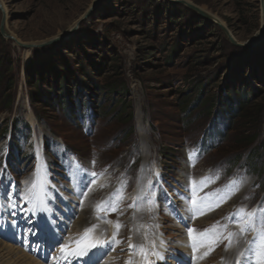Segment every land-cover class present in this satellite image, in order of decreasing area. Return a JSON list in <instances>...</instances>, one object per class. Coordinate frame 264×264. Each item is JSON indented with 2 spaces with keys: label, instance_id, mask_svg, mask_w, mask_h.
I'll use <instances>...</instances> for the list:
<instances>
[{
  "label": "rangeland",
  "instance_id": "rangeland-1",
  "mask_svg": "<svg viewBox=\"0 0 264 264\" xmlns=\"http://www.w3.org/2000/svg\"><path fill=\"white\" fill-rule=\"evenodd\" d=\"M184 1L217 19L229 36L170 0H0V264H24L28 259L57 264L61 245L93 226L80 217L87 209L96 220L95 237L111 241L119 222L116 239L121 243L115 250L98 248L96 258L87 263L78 258L71 264H125L129 259L143 264L139 256L129 255L128 246L151 248L152 242L163 257H150L153 264H194L185 224L203 231L216 222L227 225L225 235L236 233L232 246L226 250L225 240L195 264H236L241 252L242 264H252L248 249L253 234L240 235L227 218L243 206L257 210L259 220V210L264 209V144L255 153L240 144L254 130L231 117L238 105L233 96L225 107L219 105L223 115L216 119H209L205 108L207 99L216 100L223 89V97L245 90L252 103L246 109L254 113V105L262 107L255 144L264 138L260 0ZM1 24L10 38L2 35ZM229 37L251 46L236 47ZM60 73L89 90L73 94L69 85L62 99L68 103L67 112L61 103L52 102L54 96L50 104L43 99L31 103L29 90H48L45 76ZM29 76L37 80L34 87L26 81ZM109 85L116 90L113 94ZM200 86L202 93L196 90ZM99 95L129 106L122 113L124 118L132 113L133 130L128 132L123 117L113 116L117 110H103V118L90 114L87 107L95 105ZM199 97L204 100L201 106ZM186 105L192 106L183 117ZM237 155L240 158L234 159ZM40 166L46 170L47 183L41 184L46 207L42 214L36 210L29 216L38 206ZM217 176L199 195L207 197L206 203L226 199L212 218H191L190 181ZM33 181L36 186L29 193ZM231 181L239 182L234 194L236 185L226 187ZM117 189H122L123 199ZM114 198L120 200L116 212L97 213L98 204ZM148 199L155 200L151 211ZM134 202L136 206L129 207ZM9 249L24 251L26 258L10 262ZM205 251L207 247L200 248L197 257ZM43 252L45 258L39 255ZM223 253L233 256L225 260Z\"/></svg>",
  "mask_w": 264,
  "mask_h": 264
},
{
  "label": "snow or ice",
  "instance_id": "snow-or-ice-1",
  "mask_svg": "<svg viewBox=\"0 0 264 264\" xmlns=\"http://www.w3.org/2000/svg\"><path fill=\"white\" fill-rule=\"evenodd\" d=\"M195 153L189 154V159L191 160L193 155ZM96 173H92L93 178L96 177ZM219 177H204L201 179V181L197 182L195 180L190 181L191 184V200L188 201L190 207L189 211L191 212V218L195 219L198 216L205 215L204 208L207 207L209 210H213L215 207L219 206L220 202H223L226 198H221L219 201H217L216 204H206L207 197H198L197 193L202 190L203 187H206L208 183L215 182V179H218ZM90 183H95V179H93ZM199 184V187L197 186ZM231 185H236L234 189H232V194L235 193V191L239 190V182L238 181H231L230 185L226 187H231ZM36 186V182H32V186L29 189V193H31ZM117 194L120 199H123V193L122 189H117ZM84 195H87V193H84ZM141 201H143V198H137ZM187 199V198H185ZM247 199V197H246ZM26 202H29L28 199H26ZM120 200L119 199H113L109 201H104L101 204H98L96 206L97 213L103 211L107 213L116 212L118 210ZM83 203V201H81ZM146 203L149 206V211L152 210V206L155 204V200L148 199ZM136 204L129 205V207H135ZM260 217L259 220H257V210H251L248 211L243 206L237 209L236 213H234L232 216L228 217L230 221H233L236 223V225L240 229V235H246L249 232L253 234V239L249 241V249L252 253V264H264V209H260ZM98 219H102V217L98 216ZM235 218V219H234ZM108 222V221H105ZM122 227V225L117 222L114 224V228L116 231H114L112 240L111 241H102L95 237V229L96 226L93 225L92 227L86 228L84 232L76 239H70L65 244L61 245L60 247V254L58 257H56L57 264L61 260L64 261V264H71L73 259H78L80 257H84L88 255V253L94 249V248H102L105 245L110 247L112 250H115V247L121 243V241L117 240L116 237L119 234V229ZM147 228V226H142ZM158 227V225H157ZM185 227L187 229V235L189 238V246L192 248L193 252V262L195 264V261L197 259H204L208 255L211 254L215 250V248L219 245V243L223 241H227L226 244V250L232 246L233 239L236 236V233L233 232H227L225 235L227 225L221 226L219 222H216L213 224L209 229H205L203 231H199L197 229H191L187 228V225L185 224ZM131 239V238H130ZM147 239V236L145 237ZM155 243L152 242L151 248L145 247L143 245L137 246L134 244H129L128 250L130 256H139L141 260L143 261V264H153V261L150 259V257H156V259H163V257L160 255L159 252L155 250ZM207 247V251L203 253L202 256L197 257L196 253L199 251L200 248ZM246 250V251H248ZM245 259V253L241 252L237 258L236 264H242V261ZM125 264H134V261L132 259H129L125 262Z\"/></svg>",
  "mask_w": 264,
  "mask_h": 264
},
{
  "label": "trees",
  "instance_id": "trees-1",
  "mask_svg": "<svg viewBox=\"0 0 264 264\" xmlns=\"http://www.w3.org/2000/svg\"><path fill=\"white\" fill-rule=\"evenodd\" d=\"M66 73H69L68 71H66ZM240 82H242L243 80H241L239 78ZM249 80H251L250 77H248L246 79V82H248ZM26 81L27 83L31 82V86H35L36 84V79L35 78H31L30 76L27 78L26 77ZM70 80L62 74H58L57 76L53 77V78H49V76L46 78L45 76V81L44 83L48 85V90L46 91H41L42 93H40L39 91L38 92H35L34 89L32 90H29V99H30V102L33 103L34 100L36 99H43V100H47L48 104H50V102L48 100L51 99L50 96H54V99L52 100V102L58 104V103H61V110H64L65 112L68 111V103L63 101V96H67L69 94V85L72 86V92L73 94L75 93H78L80 95L81 92H85L88 91L89 89H87L86 87H84V84H82V82L80 80H77V79H74V80ZM70 83V84H69ZM110 87H112L111 89V94H113L114 91H116L114 89V86L113 85H109ZM229 87V86H228ZM203 87H196V90H199V93H202L203 90H202ZM227 88V87H226ZM58 91L59 93H56V91ZM225 90L227 89H223L221 92H225ZM239 91V92H238ZM67 92V93H66ZM90 92V91H89ZM238 92V93H237ZM222 93L219 94V96L222 95ZM241 93V94H240ZM108 94V93H107ZM48 95V96H47ZM233 96V98L231 100H236L238 105H237V108L235 109V113L233 115H231V117L233 116L235 118V121L239 119H241V121L245 124V125H252V128L254 130L253 133H249V135H246V137H244V141L240 144H245L246 148H250L251 151L253 153L256 152V150L262 148L263 144H264V138L262 139V141L258 144H255L257 141H258V138H259V135L257 132H255L258 128V125L260 124V110L262 109L261 105L260 104H257V105H254L257 106L256 109H255V112H250L248 111V109H246V107L249 105L250 103V96L246 93L245 90H243V92L241 90H238L236 89V92H231V93H226L224 94V97L223 95L221 97L217 96L216 97V100H213V98H209L207 99L208 101V106L205 108L206 110V113H207V117H209V119H216L215 116H219L220 115H223V112H221V110L218 109L219 105L223 107H225L226 105H224L225 103H228L230 102L229 101V97ZM238 95V96H237ZM99 95V98L97 100V102L95 103V105H91L90 107H87V109H90V114L93 115V114H96L97 112V118H103L105 115H107V113H102V111H107V112H110L112 111L113 109L114 110H117V111H114L113 112V116H115L116 119L120 120L121 117H123V119L126 120V123L129 124V128H128V132H130L131 130H133V127H132V118H133V115L131 112H128L126 115H125V118L123 116L124 112L127 108H129V106H123V102L120 101L117 99V98H112L111 99H107V98H103V96ZM228 99V100H227ZM206 100V99H205ZM8 102V101H7ZM51 102V103H52ZM197 103L199 102V104L197 106H201L202 103L204 102V100L201 99V97H199L196 101ZM87 103L89 104V101H87ZM106 103L107 106H106ZM44 104V103H43ZM113 104V105H112ZM252 104V103H250ZM111 105L113 107H111ZM194 105V104H193ZM196 105V103H195ZM192 106V105H191ZM190 105H186L185 107L181 108L182 109V113L184 114L183 117H186L188 116L189 114V111H190ZM60 107V106H58ZM217 109L219 111H217ZM213 111V112H212ZM224 111H226V109L224 108ZM212 112V114H210ZM237 116V117H236ZM69 117H71V114H69ZM121 119V120H123ZM230 119V117L228 118ZM76 121H78L76 118H75ZM211 128H207V130L203 133L204 134V137H206V135L210 132ZM214 131V129H213ZM212 131V132H213ZM244 131V130H242ZM126 133V132H125ZM243 133V132H242ZM241 134V133H240ZM248 134V133H247ZM225 135V132H222V137H224ZM255 144V145H254ZM239 159L240 158V155H237L235 156L234 159Z\"/></svg>",
  "mask_w": 264,
  "mask_h": 264
},
{
  "label": "bare ground",
  "instance_id": "bare-ground-1",
  "mask_svg": "<svg viewBox=\"0 0 264 264\" xmlns=\"http://www.w3.org/2000/svg\"><path fill=\"white\" fill-rule=\"evenodd\" d=\"M259 36H260V33L256 36V40L259 38ZM75 170H78V169H76V168H74ZM37 182H38V190H37V197H36V202H37V204H38V206H34V208H35V210H34V212L30 209L29 211H28V215L29 216H32V215H34L35 214V211L36 210H38L41 214L43 213V210L45 209V207H46V202L44 201L45 200V189H43V186L41 185L42 183H44V182H46L47 183V181H46V170H45V168L44 167H41L40 166V168H39V172H38V175H37ZM188 192H189V194L191 195V188H189V190H188ZM200 193L198 192L197 193V195H198V197H200V195H199ZM115 196H117V195H115ZM216 201H219V199L218 200H216ZM139 204H141V202L140 201H137ZM206 204H215V203H213V202H209V203H206ZM219 207V206H218ZM218 207H215L213 210H209L207 207H205L204 208V211H205V215H202V218H200V221H204V219H208V218H212L213 216H214V214H215V212L217 211V209H218ZM246 209V208H245ZM130 210H128V211H124L123 212V214L126 216V215H130V213H128ZM251 211V210H250ZM91 214V212H90V209H87V210H84L83 212H82V214L80 215V217H81V219L83 218V222L84 223H87V224H91V225H94L95 224V219H94V216L93 215H90ZM141 215H143V213H142V211H141V213H138V214H136V216H135V218L136 219H140V216ZM124 216V217H125ZM130 218H132V214H131V216H130ZM235 219V218H234ZM232 222H234V220L232 221ZM235 223V222H234ZM236 224V223H235ZM112 234H113V232H112ZM61 237H63V235H61ZM31 240V239H30ZM25 241H29V240H25ZM188 243H190V242H188ZM26 244H27V242H26ZM3 248V247H2ZM2 248H1V250H2ZM4 249V248H3ZM11 249H9L8 251H6L7 252V257L9 256V260H10V262L11 261H18L19 263H21L20 261H22V260H24L25 258H26V254H25V252L23 251V252H21L20 254H19V252H16V251H11V252H9ZM47 253L46 252H43V254H40L39 253V255L41 256V257H46L45 255H46ZM224 255H223V258L225 259V260H227V259H230V257H232L233 256V254L232 253H223ZM98 255V248L97 249H92L89 253H88V255H86V256H84V257H80V258H84V262L85 263H87V262H89L90 260H94L95 258H96V256ZM12 259V260H11ZM28 259V258H27ZM160 261H162V259L160 260ZM62 264H64V261L62 260ZM7 264H9V263H7ZM22 264V263H21ZM24 264H37V262H35L34 260H32V259H28V262L25 260L24 261ZM226 264H228L227 262H226Z\"/></svg>",
  "mask_w": 264,
  "mask_h": 264
},
{
  "label": "water",
  "instance_id": "water-1",
  "mask_svg": "<svg viewBox=\"0 0 264 264\" xmlns=\"http://www.w3.org/2000/svg\"><path fill=\"white\" fill-rule=\"evenodd\" d=\"M171 2H177L180 3L184 6H186L187 8L193 10L197 15H199L201 18L218 25V27H220V29L224 32V34H226V36H229L228 31L223 27V25L214 17L210 16L209 14H207L205 11L201 10L200 8L190 4L189 2H186L184 0H170ZM260 5H261V11H262V17H263V26H264V0H260ZM1 33L2 35H4L7 38H10V36L5 35L4 31H2V24H1ZM229 40L231 41L232 45L236 46V47H241V48H248L251 46V44H237L236 42H233L231 37H229ZM257 41V40H256ZM255 41V42H256Z\"/></svg>",
  "mask_w": 264,
  "mask_h": 264
}]
</instances>
